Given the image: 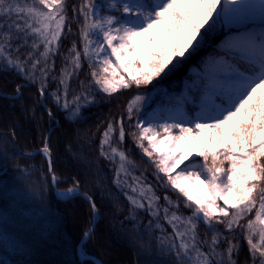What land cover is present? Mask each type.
<instances>
[{
	"label": "snow or ice",
	"instance_id": "6c2138e0",
	"mask_svg": "<svg viewBox=\"0 0 264 264\" xmlns=\"http://www.w3.org/2000/svg\"><path fill=\"white\" fill-rule=\"evenodd\" d=\"M255 10L260 14V30L226 39L217 57L209 58L197 74L193 87L203 94L195 115L185 110L181 98L166 113L132 125L136 129L133 142L156 170V179L183 197L182 201H173L166 194L161 197L136 177L134 186H129L135 195L126 197L130 213L146 211L149 223L155 222L161 233L159 250L174 258L172 264H237L238 229L244 234L252 264H264V0H107L103 4L80 0L78 8H71L80 24L83 47L78 50L73 42L66 61L79 70L82 58L87 60L91 82H82L80 94L73 95L70 102L68 79L73 73L66 65L59 76L63 98L59 94L53 98L73 119L79 116L82 102H94L89 98L91 85L109 97L121 89L155 86L154 81L197 52L221 17L226 23H241ZM5 20L10 22H0V61L33 82L38 66L43 65L39 68V95L44 97L48 60L59 50L65 28L72 31L68 0H0V21ZM16 40L22 43L17 45ZM23 46L32 51L21 60L13 52L19 53ZM41 46L43 50L38 51ZM15 91L19 94L21 86ZM145 100L144 95L136 94L128 101L129 121L139 114ZM48 115H52L50 110ZM125 137L121 116L107 122L99 145L104 159L117 164L118 157L117 187L122 180L126 182L132 162L113 146V139L123 144ZM192 141H198L200 147L189 156ZM40 151L47 158L46 170L55 185L58 177L47 139ZM186 157L189 162L181 166ZM201 186L206 191L195 194L193 189ZM79 187V181H74V187L59 195H72ZM229 196L235 199L230 202ZM85 198L95 215V201L87 194ZM181 204L191 211L190 216L178 214ZM161 219L171 233L165 231ZM201 223L206 226L203 238L198 232ZM90 235L91 229L85 232L86 237Z\"/></svg>",
	"mask_w": 264,
	"mask_h": 264
},
{
	"label": "trees",
	"instance_id": "16d2710c",
	"mask_svg": "<svg viewBox=\"0 0 264 264\" xmlns=\"http://www.w3.org/2000/svg\"><path fill=\"white\" fill-rule=\"evenodd\" d=\"M79 4L80 0H68L72 31L68 33L65 28L59 50L48 60L45 107L41 105L39 95V68L43 65L38 66L33 82L0 61V231L6 239L22 245V249L13 252L0 247V264H93L89 259L80 260L76 252V244L92 221L88 201L81 195L57 199L52 192L45 157L41 153H22L41 147L45 139L50 143L58 177L56 187H74V181H79L80 191L91 196L97 205L98 218L90 238L82 243L84 253L97 257L102 264H172L174 258L159 250L157 237L161 233L155 228V222L150 224V217L142 210L130 213L126 196L114 183V168L109 167L99 154L102 133L109 120H119L122 116L126 137L120 146L132 162V180L138 178L141 184L151 186L161 197L166 194L173 201H182L183 197L178 193L161 186L162 181L156 179V170L133 142L132 133L136 129L132 125L140 114L129 121L127 102L132 96L145 95L143 92L150 89L156 90L151 97L155 102L173 100L172 95L161 97V92H176L182 76H187V66L198 68L205 56L219 52L218 41L224 36L260 26L261 18L250 14L241 23H226L221 17L218 28L207 34L197 52L167 76L154 81L155 86L121 89L109 97L91 85L89 98H94V102H82L79 116L73 119L56 104L53 94L63 98L59 76L66 65L73 73L68 79L70 102L73 95L80 94L82 82H91L87 60L82 58L79 70L72 69L66 61L73 42L78 50L82 51L83 47L78 34L80 24L71 11L73 5L78 8ZM14 43L20 45L22 42L16 40ZM42 50L41 46L38 51ZM30 51V46H23L19 53L13 52V56L19 55L24 60ZM18 85L21 86L19 94L15 91ZM193 98L196 99L194 94ZM116 143L113 140V145ZM161 204H164L162 199ZM178 214L190 216L191 211L181 204ZM133 215L135 219L131 218ZM217 228L223 231L222 225ZM198 232L203 238L206 226L201 223ZM235 235L239 245L234 257L237 264H252L244 234L238 229ZM208 239H211L210 234ZM107 247L127 253L125 262L114 257Z\"/></svg>",
	"mask_w": 264,
	"mask_h": 264
},
{
	"label": "rangeland",
	"instance_id": "374dc122",
	"mask_svg": "<svg viewBox=\"0 0 264 264\" xmlns=\"http://www.w3.org/2000/svg\"><path fill=\"white\" fill-rule=\"evenodd\" d=\"M96 2L98 4H103V3H106L107 0H96ZM103 10L104 9L102 8V11ZM114 14L120 15V13H114ZM250 14L255 15V16H260L258 10H255V11H252V12L248 13L247 16H250ZM243 21H245V19ZM0 22L4 23L6 25V23H8L9 21L5 20V21H0ZM217 28H218V22L211 29L208 30V33L213 32ZM260 28H261V26L259 28H250L249 30H255V31L258 32L260 30ZM156 31L159 34V30H156ZM246 31H248V30H246ZM244 32L245 31L232 32L229 35L225 36L223 40H220L218 42H219V44L222 47V45H223V43H224V41L226 39H228L229 37H232V36H236L238 34H242ZM202 42L203 41H201V43ZM160 43H163V41H161ZM221 50H220V52H221ZM215 57H217V54L216 55H209V56L205 57V59L203 60V62L201 63L199 68H195L194 66L189 65L187 67L188 76H186V78H182L181 85H180V88H179L178 92H165V91H162L161 92V95H162L161 97H167L168 98L169 94L172 95L171 98L173 100H171L169 102L168 101L163 102L164 100L161 103H158L157 101L156 102L153 101L151 99V97L153 96L154 92L156 91V90L154 91V89H150L149 92H147V91L143 92V94H145L144 96L146 97V100H145V103L143 104V107L141 108V111L139 112L140 115L138 116L136 122L138 120H147L148 118H150L154 114L166 113L167 109H169L171 107H175L176 103H177V100L181 99V98L184 100V107H185V110H186L187 106H186L185 102H188L189 104L193 103V99L191 97L190 90L193 87V84L197 81V74L201 73L203 71L204 64L209 58H215ZM178 66L179 65H177V67ZM195 92H196L198 98L195 101V107H193L194 108L193 111L190 112L191 115H195L196 112L199 110V104L201 102V97H202V94H203L202 93V89H200L198 87H196ZM134 96H132V97H134ZM113 140L117 141L115 138ZM191 143H192L193 147H192V150H191V153L189 154V156H191L192 154L196 153L199 150V147H200V144H199L198 141H192ZM113 146H117L120 150H122L120 144L118 143V141ZM161 147H163V146H161ZM116 159H117V164H114L112 161L105 159V163L109 167L111 166L112 168H114V171H115L116 167L118 166V157ZM188 162H189V158L186 157L185 160L182 162L181 166H183L184 163H188ZM127 170L131 174V172H130V171H132L131 165L128 166ZM177 171H179V169H177ZM134 183L135 182H134V180H132L131 175H129L127 177L126 182L122 180L121 186L119 188H120V190L123 191V193H124V195L126 197L128 195H135V194L131 193V189L129 187L130 185L134 186ZM142 185H144V184H142ZM193 191L195 192V194L200 195V194H203V192L206 191V189H202V186H201V187L193 189ZM228 199H229L230 202H232L235 199V197L234 196H229ZM220 203H222V202H220ZM144 212L147 214L146 211H144ZM97 214H98V211H97ZM184 216H186V215H184ZM150 219H151V217H150ZM160 223L164 225L165 231L167 233H171V228H170V226H168L166 224L165 221H163L161 219ZM0 247L1 248L4 247V248H6V249H8V250H10L12 252L17 250V249L18 250L22 249V245L16 244L15 242H12L11 240L6 239L5 236L1 233V231H0ZM106 249H107V251L112 252L113 256L114 257L116 256V258L119 259V261L125 262V258H126L127 253H125L123 251H115L114 248L112 249L110 247H107ZM116 263H118V262H116ZM116 263L112 262L111 264H116Z\"/></svg>",
	"mask_w": 264,
	"mask_h": 264
},
{
	"label": "water",
	"instance_id": "95a60500",
	"mask_svg": "<svg viewBox=\"0 0 264 264\" xmlns=\"http://www.w3.org/2000/svg\"><path fill=\"white\" fill-rule=\"evenodd\" d=\"M20 84H23V82H21ZM2 94V93H0ZM40 103L42 106H45V103H44V97H41L40 96ZM42 147V146H41ZM37 148V149H33L31 152H25V151H22L23 154L25 155H30V154H34V153H41L43 154L41 151H40V148ZM47 159V158H46ZM52 159H53V156H52ZM50 183H51V180H50ZM51 188H52V192L53 194L55 195V197L59 200H66L68 199L69 197L73 196V195H81L85 198L86 194L81 192L80 189H78V191L76 193H73L72 195H59V193H62V192H66V190H62V189H58L56 187V184L53 185L51 183ZM86 199V198H85ZM87 200V199H86ZM97 217H98V214L96 213L95 215L92 214V221H91V224H90V227L89 229L92 230L96 220H97ZM88 229V230H89ZM87 230V231H88ZM88 237L85 236V234L81 237V239L78 241V243L76 244V252H77V256L80 260L82 259H89V260H92L95 262V264H102V262L95 256H91V255H84L82 252H81V245H82V242L85 241Z\"/></svg>",
	"mask_w": 264,
	"mask_h": 264
}]
</instances>
